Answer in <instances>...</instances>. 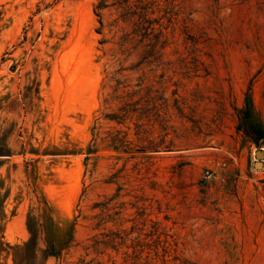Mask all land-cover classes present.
Returning <instances> with one entry per match:
<instances>
[{
  "label": "rangeland",
  "instance_id": "1",
  "mask_svg": "<svg viewBox=\"0 0 264 264\" xmlns=\"http://www.w3.org/2000/svg\"><path fill=\"white\" fill-rule=\"evenodd\" d=\"M259 125L264 0H0V264H264Z\"/></svg>",
  "mask_w": 264,
  "mask_h": 264
},
{
  "label": "trees",
  "instance_id": "2",
  "mask_svg": "<svg viewBox=\"0 0 264 264\" xmlns=\"http://www.w3.org/2000/svg\"><path fill=\"white\" fill-rule=\"evenodd\" d=\"M257 128V127H256ZM257 130V134L260 138H264V128L262 127V125H259ZM258 143V142H257Z\"/></svg>",
  "mask_w": 264,
  "mask_h": 264
},
{
  "label": "water",
  "instance_id": "3",
  "mask_svg": "<svg viewBox=\"0 0 264 264\" xmlns=\"http://www.w3.org/2000/svg\"><path fill=\"white\" fill-rule=\"evenodd\" d=\"M257 155H258V157H263L264 156L262 151H258ZM258 164L262 165L263 163H262V161H257V165H256L257 167L259 166Z\"/></svg>",
  "mask_w": 264,
  "mask_h": 264
},
{
  "label": "built area",
  "instance_id": "4",
  "mask_svg": "<svg viewBox=\"0 0 264 264\" xmlns=\"http://www.w3.org/2000/svg\"><path fill=\"white\" fill-rule=\"evenodd\" d=\"M207 173H209V171H207ZM206 177H207V175H206Z\"/></svg>",
  "mask_w": 264,
  "mask_h": 264
}]
</instances>
